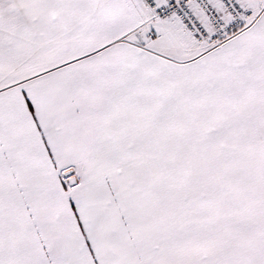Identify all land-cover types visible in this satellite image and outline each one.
Here are the masks:
<instances>
[{"label":"snow or ice","instance_id":"snow-or-ice-1","mask_svg":"<svg viewBox=\"0 0 264 264\" xmlns=\"http://www.w3.org/2000/svg\"><path fill=\"white\" fill-rule=\"evenodd\" d=\"M0 264H264V0H0Z\"/></svg>","mask_w":264,"mask_h":264}]
</instances>
